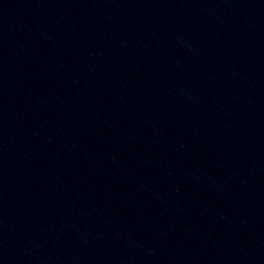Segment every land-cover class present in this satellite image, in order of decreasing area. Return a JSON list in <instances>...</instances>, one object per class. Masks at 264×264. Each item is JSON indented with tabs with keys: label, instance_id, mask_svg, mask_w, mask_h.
I'll return each instance as SVG.
<instances>
[{
	"label": "water",
	"instance_id": "95a60500",
	"mask_svg": "<svg viewBox=\"0 0 264 264\" xmlns=\"http://www.w3.org/2000/svg\"><path fill=\"white\" fill-rule=\"evenodd\" d=\"M0 264H264V0H0Z\"/></svg>",
	"mask_w": 264,
	"mask_h": 264
}]
</instances>
